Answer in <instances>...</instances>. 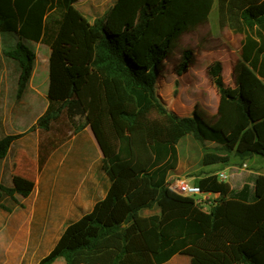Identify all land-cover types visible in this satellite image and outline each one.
<instances>
[{"label":"trees","instance_id":"1","mask_svg":"<svg viewBox=\"0 0 264 264\" xmlns=\"http://www.w3.org/2000/svg\"><path fill=\"white\" fill-rule=\"evenodd\" d=\"M77 1L0 0V34L17 37L5 53L18 63L20 87L35 59L26 42L50 49L47 107L33 127L48 131L63 115L83 117L110 179L104 198L65 225L39 264L60 257L64 264H163L177 253L188 255L190 264H264V174L254 176L252 187L233 191L208 173L195 184L217 196L203 204L166 180L187 135L225 152L205 153L204 164L225 163L231 154L264 158V0H116L93 22L74 6ZM215 3L219 27L242 35L234 86H225L220 64H213L215 118L197 106L179 116L156 93L158 70ZM189 54L183 52L180 71ZM16 137L0 139V159ZM33 188V180L14 174L10 185L0 183V196L15 201ZM153 206L158 213L141 215ZM0 208L9 210L1 202Z\"/></svg>","mask_w":264,"mask_h":264},{"label":"rangeland","instance_id":"2","mask_svg":"<svg viewBox=\"0 0 264 264\" xmlns=\"http://www.w3.org/2000/svg\"><path fill=\"white\" fill-rule=\"evenodd\" d=\"M114 1L81 0L79 8L89 16L98 15L110 8ZM217 19L215 3L209 20L195 31L184 35L159 67V73L166 82L174 80V88L165 92L163 81L159 80L156 82V93L165 108L171 111L177 110L179 116L188 115L197 106L206 113L208 118L211 120L215 118L218 91L209 74V68L213 64H220V75L225 86H234V68L240 59V35L227 28H220L216 23ZM15 45L14 34L0 35V139L8 134L17 135L11 144V150L7 153V158L0 159V183L4 185L11 184V177L14 174L34 181L39 172L43 175L50 168V155L54 154L53 158H55L56 154L71 153L78 148L80 150L84 130L87 127L83 117L78 116L71 120L65 115L51 123L48 131L37 126L33 127L47 107L48 84L40 78L39 81H33L31 86L28 80L24 87H20L18 63L5 53L13 49ZM27 45L35 53L34 62L43 64L49 47L42 43ZM184 51L190 54L185 60V69L180 71L179 66L183 61ZM176 99L179 102H176ZM178 152L177 173L186 177L199 176L205 171L216 172L224 167L223 162L205 165L203 163L205 153L225 156V152L216 144L201 142L192 135L181 138L178 143ZM41 157H44V163L39 166ZM233 158L239 165L242 164V160L234 155ZM259 160V166L264 169V158L260 157ZM233 170L236 172V169ZM226 174L229 176L227 169ZM175 178L174 176L171 179ZM228 180L226 179L225 182ZM0 202L9 209L7 210L9 231L6 236L3 235L0 238V264H39V260L56 243L65 224L50 223L48 209L34 210L29 205V199L21 196L13 201L8 196L2 195ZM19 219L23 222L16 224ZM19 235H23L22 244L16 242ZM6 244L8 256L1 257V248L4 250ZM52 264H64V260L60 257Z\"/></svg>","mask_w":264,"mask_h":264},{"label":"crops","instance_id":"3","mask_svg":"<svg viewBox=\"0 0 264 264\" xmlns=\"http://www.w3.org/2000/svg\"><path fill=\"white\" fill-rule=\"evenodd\" d=\"M80 1L81 0H78L76 3H74V6L89 22H93L95 18L101 16L104 13L103 11L101 12V14L98 15L92 14V16H89L86 12H84L79 8ZM207 20H209V16L206 20L199 23L195 28L183 33L179 37L177 43L184 35L192 31H195L199 26H201ZM216 23L218 24V19ZM4 34L9 36L12 33L7 32ZM241 39H242V35H240V41ZM16 42H17V37H16ZM26 43L40 44L32 41H27ZM174 47L172 48V50L174 49ZM48 51H49L48 53H50V49ZM171 52L169 53V55L171 54ZM48 53H47L46 61L43 64L39 65L36 64L35 62L33 63L34 69L29 79L30 86L33 85V81L35 80L39 81L40 78H42V80L47 82L48 84V57H49ZM167 57H165L164 59H166ZM159 80L163 81V89L165 92H169L174 88V80H170L169 82H166V79L163 78L160 75V73L159 76L157 77L156 82H158ZM47 90H48V85H47ZM176 102L179 101L176 99ZM172 111L179 115V112L177 110H172ZM191 113L192 110L186 116H190ZM205 142H210V141H205ZM10 150H11V146L9 151ZM177 150H178V144H177ZM7 155L3 159L7 158ZM53 155L54 154L50 155L49 157L50 168H48L45 174L43 175L41 174V172L37 174V176L34 179V188L32 192L27 197H22V198L29 199V205L34 210L48 209L49 210L48 218L50 219V223L66 225L69 222L78 219L83 214L89 212L97 201L104 198L110 185V179L107 176L106 171L104 170L103 167L104 166L103 154L88 125L84 130V138L82 139V143L80 144V150L78 148L77 150L72 151L71 153L56 154L55 158H53ZM259 159L260 156L253 155L243 159L242 164L239 165L237 162H235L233 155L231 154L230 159L224 163V167L222 170H218L216 172L205 171L199 176L190 175L187 177L190 178L195 183L196 179L208 173H215V174L218 172L226 173V169H227L229 170L228 183L233 191H238L242 188L244 184H247L249 187H252L254 176L258 174H264V169L261 166H259V161H260ZM178 163H179V152H178L177 166L174 170L169 172L166 179L167 181L174 176L175 177L185 176L177 173ZM213 164L215 163L205 164V165H213ZM243 164H245L246 166L243 167ZM233 169H236V172H234ZM18 196L20 195H16V197ZM216 196H217L216 194L209 195V197H216ZM158 211H159L158 207L153 206L152 208L142 209L140 213L143 216H148L151 214L158 213ZM30 221L31 219L28 222L30 223ZM22 222H23L22 219H19L16 222V224H21ZM8 231H9V214L7 210L0 208V236H1L0 238H2L3 235L6 236V234H8ZM16 242L17 243L20 242L18 244H22L23 235H19L18 238L16 239ZM4 256L5 257L8 256L7 244L5 245L4 250L3 248H1V257ZM163 264H190V257L186 254L177 253Z\"/></svg>","mask_w":264,"mask_h":264},{"label":"built area","instance_id":"4","mask_svg":"<svg viewBox=\"0 0 264 264\" xmlns=\"http://www.w3.org/2000/svg\"><path fill=\"white\" fill-rule=\"evenodd\" d=\"M246 165L243 164V167ZM217 177L221 181L228 179V175L224 172L216 173ZM169 187L177 193L185 196H191L195 198L198 204H203L208 200L209 194L202 192L197 184H195L190 178L186 176H177L175 179L168 180Z\"/></svg>","mask_w":264,"mask_h":264}]
</instances>
